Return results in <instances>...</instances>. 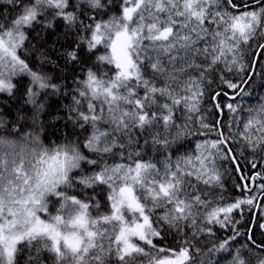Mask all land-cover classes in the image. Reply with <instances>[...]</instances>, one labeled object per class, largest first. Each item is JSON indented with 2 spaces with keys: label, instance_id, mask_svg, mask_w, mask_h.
Masks as SVG:
<instances>
[{
  "label": "trees",
  "instance_id": "16d2710c",
  "mask_svg": "<svg viewBox=\"0 0 264 264\" xmlns=\"http://www.w3.org/2000/svg\"><path fill=\"white\" fill-rule=\"evenodd\" d=\"M0 35V264H264V0H0Z\"/></svg>",
  "mask_w": 264,
  "mask_h": 264
},
{
  "label": "rangeland",
  "instance_id": "374dc122",
  "mask_svg": "<svg viewBox=\"0 0 264 264\" xmlns=\"http://www.w3.org/2000/svg\"><path fill=\"white\" fill-rule=\"evenodd\" d=\"M131 14H132V10L127 11L125 13L126 18L131 16ZM134 42H135V35L131 34L128 31L127 27L126 26L124 27L123 25V29L115 33V38L113 40L111 47L113 58L116 65L121 69V71L125 75L131 77H135L137 75L135 62L133 60L132 55H130V46H133ZM0 45L3 48L5 47L6 50L12 53L11 47H13L14 42L9 43L2 35H0ZM1 84L3 83L0 81V86ZM132 189L133 188L129 186H125L120 189L122 193L123 203L120 202L119 211L120 213L126 212L125 206H127L126 201H128V203L133 205V209H136L137 211L140 210L141 213H143V220L137 221V223H133L129 228L127 225L125 226L121 225L120 232L122 234H120L119 236L121 237L122 242L125 243L127 249L132 244L133 238H139L141 240L151 241V233H152L149 216L148 214L145 215V210ZM7 200H8V206L7 205L0 206V217L2 216L3 213H6L7 214L6 220H8L10 227L11 225L13 226L17 225L25 217V215L16 216V214L20 212L19 208L14 204L13 201H11L10 198H7ZM12 219L13 222L11 223ZM13 246H14V242L9 240L7 249L11 250Z\"/></svg>",
  "mask_w": 264,
  "mask_h": 264
}]
</instances>
